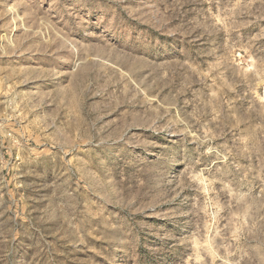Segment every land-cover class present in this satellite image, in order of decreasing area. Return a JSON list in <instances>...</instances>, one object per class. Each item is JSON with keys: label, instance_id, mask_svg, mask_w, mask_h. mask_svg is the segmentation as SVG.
Returning <instances> with one entry per match:
<instances>
[{"label": "rangeland", "instance_id": "1", "mask_svg": "<svg viewBox=\"0 0 264 264\" xmlns=\"http://www.w3.org/2000/svg\"><path fill=\"white\" fill-rule=\"evenodd\" d=\"M0 264H264V0H0Z\"/></svg>", "mask_w": 264, "mask_h": 264}]
</instances>
